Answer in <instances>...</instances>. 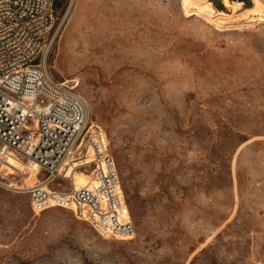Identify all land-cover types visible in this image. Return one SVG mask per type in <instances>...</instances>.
I'll use <instances>...</instances> for the list:
<instances>
[{
	"label": "rangeland",
	"instance_id": "obj_1",
	"mask_svg": "<svg viewBox=\"0 0 264 264\" xmlns=\"http://www.w3.org/2000/svg\"><path fill=\"white\" fill-rule=\"evenodd\" d=\"M57 1L51 72L105 131L135 233L0 189V264H264V0H211L220 24L181 0Z\"/></svg>",
	"mask_w": 264,
	"mask_h": 264
},
{
	"label": "built area",
	"instance_id": "obj_2",
	"mask_svg": "<svg viewBox=\"0 0 264 264\" xmlns=\"http://www.w3.org/2000/svg\"><path fill=\"white\" fill-rule=\"evenodd\" d=\"M70 8L0 0V189L26 194L33 213L66 208L103 237H131L107 135L89 119L78 80L55 79L49 66ZM74 173L86 184L75 187Z\"/></svg>",
	"mask_w": 264,
	"mask_h": 264
},
{
	"label": "bare ground",
	"instance_id": "obj_3",
	"mask_svg": "<svg viewBox=\"0 0 264 264\" xmlns=\"http://www.w3.org/2000/svg\"><path fill=\"white\" fill-rule=\"evenodd\" d=\"M251 1L253 3V7H250L247 9L253 11L254 13L258 12V7L260 5L259 1L258 0H251ZM181 5L185 11L190 10L191 12L197 13V15L201 13L206 16V19H209L210 21L212 20L216 24L225 23V21H223L222 18L220 17L221 15H223L222 14L223 11L222 12L216 11L217 13H215L213 10L212 4H211V0H181ZM241 5H242V1H230L229 0L228 2L224 3V6L229 8L232 13L240 9L242 7ZM188 13L189 12H186V14ZM86 181L87 179L84 180L81 185H85ZM130 238H133V236L117 237L115 239L127 240Z\"/></svg>",
	"mask_w": 264,
	"mask_h": 264
},
{
	"label": "trees",
	"instance_id": "obj_4",
	"mask_svg": "<svg viewBox=\"0 0 264 264\" xmlns=\"http://www.w3.org/2000/svg\"><path fill=\"white\" fill-rule=\"evenodd\" d=\"M57 4H58V1L57 0H54V7H55L56 10H57ZM62 11H61V13H62Z\"/></svg>",
	"mask_w": 264,
	"mask_h": 264
}]
</instances>
